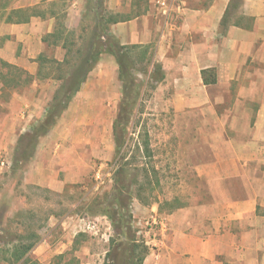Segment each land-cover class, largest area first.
Wrapping results in <instances>:
<instances>
[{
    "label": "crops",
    "instance_id": "obj_1",
    "mask_svg": "<svg viewBox=\"0 0 264 264\" xmlns=\"http://www.w3.org/2000/svg\"><path fill=\"white\" fill-rule=\"evenodd\" d=\"M48 1L55 4L57 0ZM87 1L73 2V17L71 12L66 14L72 18L64 24L68 30L74 28L69 20L76 15L79 22L84 15ZM51 12L26 23L0 22V63L23 68L33 77L28 84L32 85L30 94L19 92L20 87L12 90L9 105L0 115V158L42 123L52 101L55 81L46 101L36 99L39 83L47 80L38 77L37 58L48 48L64 50L62 42L55 44L53 38L44 42L57 27L58 15L51 16ZM105 14L116 18L110 33L120 44L149 47L153 61L162 67L165 78L154 90L158 109L177 116L201 113L202 127L209 129L204 135L196 123V133L207 137L210 160L194 173L207 181L210 200L170 214L153 207L151 218L158 225L155 231L145 232L151 252L143 264H264V0H179L168 13L157 0H105ZM54 58L62 61L64 56ZM106 69L117 73L121 90L111 92L96 79ZM204 70L213 71L216 83H204ZM121 96L118 64L112 55L104 54L22 165V186L63 191L67 185L84 181L79 161L82 140L95 143L91 149L83 146L86 153L98 157L107 143L111 154L114 121L108 139L75 135L74 161L66 154L71 151L65 148L70 135L62 131V124L69 113L82 111V120L98 127L104 117L97 112L114 110V101L120 105ZM55 143L62 147L58 155ZM10 169L0 166V176ZM56 218L50 215V224ZM90 219L82 221L91 227ZM48 239L47 234L33 249L41 264H50Z\"/></svg>",
    "mask_w": 264,
    "mask_h": 264
},
{
    "label": "rangeland",
    "instance_id": "obj_2",
    "mask_svg": "<svg viewBox=\"0 0 264 264\" xmlns=\"http://www.w3.org/2000/svg\"><path fill=\"white\" fill-rule=\"evenodd\" d=\"M2 1H8L9 9L11 7L36 6L41 12L55 10L61 17L60 21L68 24V19L73 17L70 8L75 0H57L55 4L48 0ZM2 1L0 0V4ZM92 2L88 0L85 5L90 7ZM69 12H71L72 17L66 16ZM82 20L83 14L79 22L76 15L71 21L69 20V25L74 27L70 30L76 31L80 28ZM65 34H69L68 29ZM136 52L139 53L140 49ZM43 53L48 58L65 55L64 50L57 48L45 49ZM142 67V64H138V68L143 69ZM6 71L7 68L0 63V72ZM104 71L98 72L96 79L102 80L104 86L111 92L121 90L117 73L110 69ZM139 77L143 80L147 79L141 72ZM31 86L24 85L18 91L28 95L31 92ZM54 86V80L41 81L36 99L38 98L37 100L41 103L46 101V96L54 90ZM145 93L141 112L135 117L130 127L131 140L128 145L127 157L118 161L115 160V143L111 154H109L107 143H105L104 154L95 157L83 150L84 145L91 149L95 143L91 141L85 143L82 140L79 161L83 166L81 170L84 172L82 176L85 180L67 185L63 191H46L33 185L22 186V163L18 166L15 165V167H13V163L23 151L26 138L19 149L16 147L9 154L3 153L1 155L12 163L11 171L0 176V219L12 237L35 233L38 235V243H40L42 237L48 234V249L52 250L51 252L47 251L48 255L50 254L48 258L50 264H104L109 249V240L114 235V230L110 220L99 213L101 205L98 201H101L99 198H103L112 191L116 171L126 164L131 171V178L138 177V183H135L133 187L131 211L134 228L142 240L146 241L147 239L145 234L147 229H150L148 231L157 229L158 222L153 228H149L144 223V221L151 219L154 214L151 211L152 208H159L156 200L165 202L177 198L179 204H184L183 208L209 202L210 192L207 181L198 178L197 174L194 173L197 166L206 164L210 160V147L205 141L207 137L204 138L209 129L202 127L203 115L192 112L188 116H177L174 112L161 111L158 109V101L154 98V90L150 88V85ZM7 95L1 97L0 115L9 105ZM113 105L115 107L112 111L97 112L98 115L104 117L103 124L98 125V127L86 124L82 120V114H84L82 111L69 113L70 115L67 116L66 122L62 124L63 127L61 128L65 134L70 135V141L65 145V148L71 150L70 153H66L70 154L67 155L68 159L75 160V152L71 149L76 144L72 141L75 135L78 134L81 138L88 136L94 140L98 135H103L108 139V132H111L112 129L110 125L118 113L119 104L116 100ZM220 115L224 118L225 112ZM79 121L81 124L77 125ZM222 122L224 123V119ZM196 123L201 124L202 132H205L204 135L202 133L200 136L196 133ZM222 126L224 125L217 129L221 130ZM144 133L149 135L152 150L151 156L146 157L141 152H136L138 143L140 142L142 145L143 140L139 134ZM112 140H114L113 135ZM55 146L58 155L59 148L62 147H58L57 143ZM144 168L150 172L149 179L143 171ZM141 188L144 190L153 189V192L146 191L142 195L149 200L150 205H146L144 199L138 196ZM167 211L168 209L164 208L162 214H167ZM52 214H55L57 218L50 224L49 218ZM83 217L91 218V227L90 225L87 226V222L82 221ZM0 264L13 263L1 259L0 256ZM25 264L41 263L38 261V255L32 251L31 257Z\"/></svg>",
    "mask_w": 264,
    "mask_h": 264
},
{
    "label": "trees",
    "instance_id": "obj_3",
    "mask_svg": "<svg viewBox=\"0 0 264 264\" xmlns=\"http://www.w3.org/2000/svg\"><path fill=\"white\" fill-rule=\"evenodd\" d=\"M2 1V0H1ZM0 22L5 20L8 23H26L32 17H46L48 11H39L36 6L8 8V1L0 4ZM58 15L52 10L51 16ZM5 16V17H4ZM57 27L54 32L44 37V42L50 43L51 38L54 43L62 42L65 55L62 61L55 58H48L45 54L39 55L40 64L38 77L42 79H52L57 86L53 98L48 107V112L42 123L26 134V145L20 156L13 163V167L22 165L34 152L35 145L40 137L46 135L56 124L57 120L70 105L73 97L80 91L86 82L90 72L96 67L102 55H112L119 69V78L122 82V96L119 110L113 124V137L115 142V160L125 159L128 153V145L131 140L130 127L135 117L141 112L142 101L145 92L150 85L155 90L162 82L165 75L162 67L153 61V51L149 47L138 48L136 46H124L118 39L110 33V25L117 20L113 16L105 14V0H96L91 3L83 15L80 28L76 31L68 30L57 16ZM140 52H136L139 50ZM6 72H0L1 95H7V100L11 98V91L28 85L33 81L23 68L1 61ZM138 64L143 65V69L138 68ZM148 76L146 80L139 77V73ZM205 84H214L216 79L212 70L202 72ZM143 140L136 147V152L151 156L152 150L148 133L139 134ZM24 139L20 141L17 149L24 144ZM143 171L149 179L150 172L147 168ZM155 176H157L155 174ZM138 177L131 178L128 164L122 165L115 173L114 186L110 193H107L101 201L100 214L105 215L111 222L114 235L109 240V249L106 253L104 264H143L151 249L145 240L137 235V230L133 224V214L131 205L133 201V187L138 183ZM149 181V180H148ZM150 183V181H149ZM146 191L153 192V189L139 190V197L144 199L146 205H150L147 198L142 195ZM179 200L174 198L165 202H155L159 204V213L167 208V214L183 208L184 204H179ZM38 235L35 233L26 236L12 237L3 226L0 219V256L7 262L13 264H25L31 257V253L38 244Z\"/></svg>",
    "mask_w": 264,
    "mask_h": 264
},
{
    "label": "built area",
    "instance_id": "obj_4",
    "mask_svg": "<svg viewBox=\"0 0 264 264\" xmlns=\"http://www.w3.org/2000/svg\"><path fill=\"white\" fill-rule=\"evenodd\" d=\"M177 1H179V0H157V3L164 9V12L165 13H168V11L170 10V8H172V6L174 4H176ZM0 166L2 168H4V167L11 168L12 163L10 161H8L7 159H5L4 157H1L0 158ZM145 223H146V225L149 228H153V226L155 224H157V220L151 218V219H148Z\"/></svg>",
    "mask_w": 264,
    "mask_h": 264
}]
</instances>
